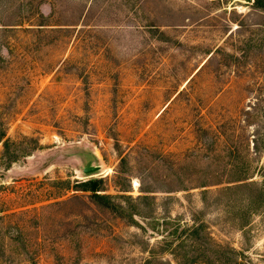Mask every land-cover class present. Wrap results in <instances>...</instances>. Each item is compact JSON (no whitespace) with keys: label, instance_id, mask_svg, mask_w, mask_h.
<instances>
[{"label":"rangeland","instance_id":"1","mask_svg":"<svg viewBox=\"0 0 264 264\" xmlns=\"http://www.w3.org/2000/svg\"><path fill=\"white\" fill-rule=\"evenodd\" d=\"M1 136L0 264H264V5L0 0Z\"/></svg>","mask_w":264,"mask_h":264},{"label":"trees","instance_id":"2","mask_svg":"<svg viewBox=\"0 0 264 264\" xmlns=\"http://www.w3.org/2000/svg\"><path fill=\"white\" fill-rule=\"evenodd\" d=\"M258 2H262V4L264 5V1H261V0H257V3ZM0 140L2 141L3 140V136L0 137ZM3 146L4 148L6 149L8 147V142L9 140L8 139H4L3 141ZM15 157H11L9 158L10 161H14ZM249 176L248 175H244V177H242L241 179L239 180H246L248 179ZM90 184H91V190H92V196L95 198V200L100 203L102 206H104L105 208H108L110 210H113V211H117L118 210V206L106 199H104V197L97 193V189H96V186L98 184V181L96 180H92L90 181ZM251 185V183H249ZM235 186H238V185H235ZM119 214L120 211H118ZM203 231V227L202 225H195V227L193 226L191 228V233L188 234V236L190 235V237H192V240H193V243L196 245L195 246V252L194 255H186L185 254V257H181L183 259V262H180V254L179 253V249L178 248H183L184 246H182V242L179 243V245H177V249L174 250L172 252L174 258H175V264H197L199 262H203L205 264H229L230 262H236V261H233V259L227 255L224 254V252H221V246L219 244H213V242H209V240H204L202 241V243L199 242V240H202L201 237H199V232L200 231ZM210 236V237H209ZM211 239V235H208V239ZM213 245H215L217 248H213ZM211 254V256H210ZM214 258H213V256ZM149 262V261H148ZM163 263V262H161ZM165 264V262H164ZM166 264H170V262L166 261Z\"/></svg>","mask_w":264,"mask_h":264},{"label":"water","instance_id":"3","mask_svg":"<svg viewBox=\"0 0 264 264\" xmlns=\"http://www.w3.org/2000/svg\"><path fill=\"white\" fill-rule=\"evenodd\" d=\"M99 169V166H86L83 168V172L84 173H90V172H93L95 170Z\"/></svg>","mask_w":264,"mask_h":264}]
</instances>
